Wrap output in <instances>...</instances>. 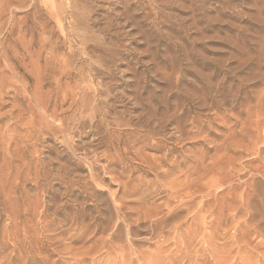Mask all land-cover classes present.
<instances>
[{
  "label": "rangeland",
  "instance_id": "374dc122",
  "mask_svg": "<svg viewBox=\"0 0 264 264\" xmlns=\"http://www.w3.org/2000/svg\"><path fill=\"white\" fill-rule=\"evenodd\" d=\"M1 81L0 264H264V0H0Z\"/></svg>",
  "mask_w": 264,
  "mask_h": 264
},
{
  "label": "bare ground",
  "instance_id": "6f19581e",
  "mask_svg": "<svg viewBox=\"0 0 264 264\" xmlns=\"http://www.w3.org/2000/svg\"><path fill=\"white\" fill-rule=\"evenodd\" d=\"M87 46V45H86ZM48 64V63H47ZM50 65V64H49ZM14 69V67L12 66V70ZM20 77V76H19ZM4 81V80H3ZM3 81H1L0 82V88H2L3 87V85L5 86V83L3 82ZM7 81V80H6ZM39 81L41 82L40 84H42L43 83V79L41 78V77H39ZM85 82V81H84ZM90 82V81H89ZM99 82V81H98ZM16 84V83H15ZM18 86V85H17ZM26 90H28V88H27V86H25L24 87ZM68 89V88H67ZM79 90V89H78ZM29 91V90H28ZM73 91V90H72ZM90 91V90H89ZM88 91V92H89ZM42 92V91H41ZM60 92V91H59ZM67 92V91H66ZM29 94V93H28ZM61 94V93H60ZM74 94V93H73ZM65 95V94H64ZM80 95H82V94H80ZM15 96V95H14ZM66 96V95H65ZM68 96V95H67ZM85 97V96H84ZM105 97V96H104ZM33 98H34V100L37 102V104L38 105H41V101H39L38 100V98H37V96L36 95H33ZM73 104V103H72ZM73 106H74V104H73ZM89 109H91V108H89ZM66 110V109H65ZM83 110V109H82ZM95 111V110H94ZM64 113V112H63ZM103 113V112H102ZM100 114V113H99ZM97 116V115H96ZM92 118H93V116H92ZM91 120V119H90ZM69 124V123H68ZM167 125V124H166ZM74 127V126H73ZM58 128H60V131H62L63 129H64V123L63 122H61V124H60V127H58ZM59 130V129H58ZM15 134V133H14ZM55 142H56V140H55ZM62 142V141H61ZM4 143V142H3ZM29 145V144H28ZM7 147V146H6ZM4 149V148H3ZM5 154V153H4ZM40 158V157H39ZM25 162V161H24ZM19 169V168H18ZM204 169V168H203ZM2 175V174H1ZM185 181H186V179H185ZM209 181V180H208ZM191 184V183H190ZM101 189V188H100ZM115 193V192H114ZM113 193V194H114ZM189 195V194H188ZM187 195V196H188ZM186 196V197H187ZM180 203V202H179ZM193 203V202H192ZM171 210V209H170ZM170 215V214H169ZM168 216V215H167ZM158 223H159V221L157 222V223H155L156 224V226L158 225ZM173 226V225H172ZM173 230H175V229H173ZM138 252V251H137Z\"/></svg>",
  "mask_w": 264,
  "mask_h": 264
}]
</instances>
